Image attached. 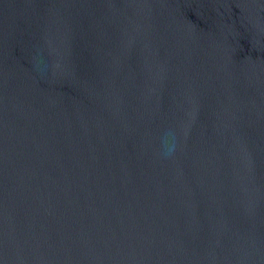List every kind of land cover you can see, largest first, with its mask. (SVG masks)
Returning a JSON list of instances; mask_svg holds the SVG:
<instances>
[{
  "label": "water",
  "instance_id": "1",
  "mask_svg": "<svg viewBox=\"0 0 264 264\" xmlns=\"http://www.w3.org/2000/svg\"><path fill=\"white\" fill-rule=\"evenodd\" d=\"M0 264H264V0H0Z\"/></svg>",
  "mask_w": 264,
  "mask_h": 264
},
{
  "label": "clouds",
  "instance_id": "2",
  "mask_svg": "<svg viewBox=\"0 0 264 264\" xmlns=\"http://www.w3.org/2000/svg\"><path fill=\"white\" fill-rule=\"evenodd\" d=\"M174 148H175L174 144H168L167 142L165 143L166 154H170L172 151H174Z\"/></svg>",
  "mask_w": 264,
  "mask_h": 264
}]
</instances>
